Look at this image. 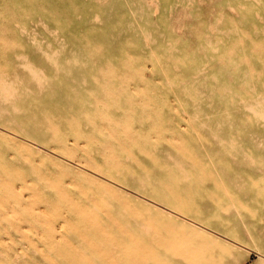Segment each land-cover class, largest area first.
Here are the masks:
<instances>
[{
	"label": "rangeland",
	"instance_id": "1",
	"mask_svg": "<svg viewBox=\"0 0 264 264\" xmlns=\"http://www.w3.org/2000/svg\"><path fill=\"white\" fill-rule=\"evenodd\" d=\"M0 264H264V0H0Z\"/></svg>",
	"mask_w": 264,
	"mask_h": 264
}]
</instances>
